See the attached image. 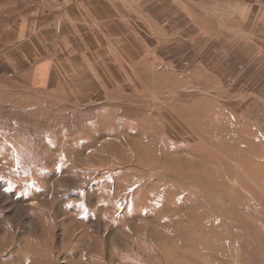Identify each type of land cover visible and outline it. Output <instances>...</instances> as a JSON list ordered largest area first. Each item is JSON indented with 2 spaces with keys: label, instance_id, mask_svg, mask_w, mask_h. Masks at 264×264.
<instances>
[{
  "label": "rangeland",
  "instance_id": "rangeland-1",
  "mask_svg": "<svg viewBox=\"0 0 264 264\" xmlns=\"http://www.w3.org/2000/svg\"><path fill=\"white\" fill-rule=\"evenodd\" d=\"M184 3L134 80L0 78V264H264V0Z\"/></svg>",
  "mask_w": 264,
  "mask_h": 264
},
{
  "label": "crops",
  "instance_id": "crops-1",
  "mask_svg": "<svg viewBox=\"0 0 264 264\" xmlns=\"http://www.w3.org/2000/svg\"><path fill=\"white\" fill-rule=\"evenodd\" d=\"M185 3L184 0H16L15 8L10 10L7 5L11 3H7L6 19L0 18V78L11 85L26 82L31 89L51 87L53 76L73 79L77 85L70 86L84 88L83 96L93 95L89 88L102 89L109 83L134 80L137 77L133 69L126 63L109 61L108 56L121 54L119 47H129L122 51L125 55L155 54L156 40L170 43L178 37L175 31L178 27L179 36L188 38ZM142 15L147 17L143 19ZM140 19L145 22L144 28L139 25ZM192 24L195 38L201 37L197 22ZM157 28L162 35H157ZM141 38L152 41L151 52L140 50ZM171 53L169 45L165 54ZM129 71L131 76L126 75Z\"/></svg>",
  "mask_w": 264,
  "mask_h": 264
}]
</instances>
